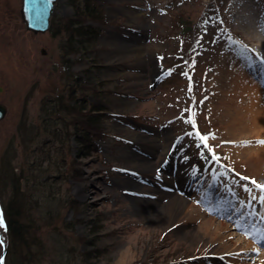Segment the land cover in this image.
Masks as SVG:
<instances>
[{
  "label": "rangeland",
  "instance_id": "1",
  "mask_svg": "<svg viewBox=\"0 0 264 264\" xmlns=\"http://www.w3.org/2000/svg\"><path fill=\"white\" fill-rule=\"evenodd\" d=\"M231 1L57 0L50 29L34 33L22 0H0V197L15 195L4 159L30 177L26 242H10L1 217L6 263L264 264L255 223L264 191L251 179L264 184V165L245 143L264 135V119L230 106L256 89L264 102V44L237 25L264 0H244L239 13ZM73 21L99 33L81 35ZM235 91L244 102L230 100ZM177 172L197 179L194 192L176 187L162 196L167 208L135 212L136 198L179 186Z\"/></svg>",
  "mask_w": 264,
  "mask_h": 264
},
{
  "label": "bare ground",
  "instance_id": "2",
  "mask_svg": "<svg viewBox=\"0 0 264 264\" xmlns=\"http://www.w3.org/2000/svg\"><path fill=\"white\" fill-rule=\"evenodd\" d=\"M247 3L244 0L243 1H241V0H232L231 1V5H232V8H233V12L234 13H239V9H237V8L241 7L242 4L247 5V6H251V4L248 5ZM252 8H253L252 10H253L254 14H251L250 12L246 11L247 15H246V18H245L244 22H238L237 25L239 26L241 23H245V24H242V27H243V29L246 27V29H245L246 34H248V38H250L252 43H254V44L255 43L256 44H264V42L262 43V41L264 39V34H261L260 33L261 29L258 28L259 25H263V27H264V10H263V6L254 5V7H252ZM235 17L237 18L236 15H235ZM253 24H255L254 29H252ZM247 54L251 55V53H249V52H247L245 55L247 56ZM255 55H256L255 52H253V56H255ZM247 57H251V56H247ZM242 78L244 79V76ZM237 93H238L237 91L231 93L233 95V96H229L231 101L235 100ZM258 94H259L258 93V89H256V91L252 92V95L250 94L251 95L250 97L248 96V99H247L245 105H237L234 102H231L230 106L231 105H236L237 108H235V110H236L235 112L238 115H240V116L244 114V117L242 119H244L245 121L252 122V121H255L257 119H264V111H262L259 108V107H261V103H263V107H264V102H262L263 98H260L258 96ZM247 95L248 94H246V93L244 95L240 94V97L236 98L235 101H238L240 99L242 102H244L245 98L247 97ZM229 109H231V108H229ZM230 113H232V112H230ZM261 115H263V116H261ZM253 128H255V127H253ZM261 129H264V124L261 127ZM257 134H258V136H256L255 138L249 137L246 140H248V143L250 145L249 147H252V148H249L250 151L254 150V151H256L258 153V155H261L262 161H261L260 164L264 165V143H260L259 142V141L264 140V135L262 133H257ZM261 134H262L263 137L261 136ZM254 141L257 142V143L255 144ZM174 142L175 141H173V140L170 142L171 147L178 146L179 143L178 142L174 143ZM169 150H171V148H169ZM124 155L129 156L128 152L126 153L125 149H124L123 157H124ZM129 161H131V159ZM139 162H141V164H147L144 161H139ZM176 175H178V178H181V183H180L179 186L174 185L173 181H172L173 179H172L170 181L172 184L170 182H168L169 186L167 188H169V189H171L173 191L170 192V190H167V192L165 191L163 194H160L157 198H155L156 195H157V193H156L157 191L156 190H158L159 193L161 192L160 189H156V190H151L152 192H149L150 194L148 195L149 197H147V198L146 197H144V198H136V200H134V203H136V206L134 207L135 212L143 213V209L146 206H148L152 210L156 206L154 208V210L156 209L155 211H158V212L160 210L162 211L163 208H167L166 204H164V199H163V202H161L162 196L169 197L168 201H170V197L175 195V188L176 187H178V188L180 187V189H182L183 192L186 191V192H184L186 195L195 191L196 186H194L191 183H187L186 184L185 179H186L187 176H185L184 172H177ZM235 197L237 198V200L241 199L240 196L235 195ZM172 201H173V199H172ZM172 203H175V204L172 205ZM177 203H179V200L178 201L174 200V202H170L168 204V206L170 208L171 207L174 208V210H175V208L177 206ZM255 218H256L255 223H257L258 229L264 230V219H262V218H264V212H259L257 215H255ZM258 233H259V231H258ZM1 239H2V237H1ZM258 242L264 244L260 240H258ZM258 242L256 241V244H258ZM261 254H262L261 256L263 257L264 256V252H262Z\"/></svg>",
  "mask_w": 264,
  "mask_h": 264
},
{
  "label": "trees",
  "instance_id": "3",
  "mask_svg": "<svg viewBox=\"0 0 264 264\" xmlns=\"http://www.w3.org/2000/svg\"><path fill=\"white\" fill-rule=\"evenodd\" d=\"M87 2V1H86ZM95 9L94 5H91L90 3L87 2V6H86V11H88V13H86V15H89V11ZM100 14V13H99ZM100 19V17L98 18ZM72 24H78V27L76 30L77 33L81 34V35H92L93 38L96 37V34L98 32V29L93 28L92 25L90 24H81L80 21H73ZM77 26V25H76ZM99 33V32H98ZM92 38V39H93ZM73 39V37L71 38V40ZM77 43V40L74 43H71L70 47L72 48L71 50L68 49V54H71L75 51V46ZM102 109V108H101ZM100 110V109H99ZM97 117L92 116L89 119H87L86 121H84V126L87 127L89 129V131L87 132L85 129V131L87 133H85V137L83 138V142H86L88 144H95V141L93 138L90 137L89 132L90 133H94V134H98L99 128H98V122H96ZM95 121H94V120ZM94 130V131H93ZM92 133V134H93ZM99 136V135H98ZM3 164L6 167L8 165L9 168V173L10 170H12V175L10 173H8V176L12 178V180H8L7 183L11 182L12 183V194L13 192L15 193V195H12V199L8 201H4L3 196L0 197L2 200V209H3V213H4V222L6 224L7 227V231L9 233V236H11L10 238V242L13 239V241H17L24 238L25 234L27 233V229H24L25 226L22 224L21 222V214L23 212L26 211V208L28 210L29 207H26V205L28 204V198H27V192L29 191V185H30V177L26 174L23 175H19L17 176V174L13 171L14 170V166H12V161H14L13 157H11L10 159H4L3 160ZM6 184V183H5ZM2 195V194H1ZM6 202V203H5ZM25 242H26V238ZM14 241V242H15ZM8 264V262H7Z\"/></svg>",
  "mask_w": 264,
  "mask_h": 264
},
{
  "label": "water",
  "instance_id": "4",
  "mask_svg": "<svg viewBox=\"0 0 264 264\" xmlns=\"http://www.w3.org/2000/svg\"><path fill=\"white\" fill-rule=\"evenodd\" d=\"M57 0H22V17L26 28L34 33L47 32L52 23V17L55 11ZM8 108L5 104L0 103V120L7 115ZM4 244V253L1 257L0 264L6 253V243Z\"/></svg>",
  "mask_w": 264,
  "mask_h": 264
},
{
  "label": "snow or ice",
  "instance_id": "5",
  "mask_svg": "<svg viewBox=\"0 0 264 264\" xmlns=\"http://www.w3.org/2000/svg\"><path fill=\"white\" fill-rule=\"evenodd\" d=\"M261 60L264 61V56L261 57ZM190 123L195 124V119L193 118V120H191ZM195 134L199 136V138L202 140V142H203L205 145H207V143H208V139H209V136H208V135L200 134L199 131H198V128H197ZM210 135H214V134H210ZM259 142H260V143H264V140L259 141ZM245 143H248V142H245ZM209 151L212 153V156H213V157H216V158L218 159V156H217V154H216L214 148H212L211 146H209ZM245 179H249V178L245 177ZM251 179H252V183L256 184V186H257L258 188H260L262 191H264V184H260V183H258L257 181H255L254 178H251ZM243 187H244V190H245V191L251 193L252 190L249 188V186H248L247 184H245ZM260 199H261V202L264 203V196L260 197ZM262 219H264V218H262ZM0 223H3L2 219H0ZM5 227H6V225H5ZM256 231L261 232L260 236H258V239H259L260 241L264 242V230L256 229ZM245 234H246V235H251V233H248V232H246ZM259 250H260V249H257V251H259Z\"/></svg>",
  "mask_w": 264,
  "mask_h": 264
},
{
  "label": "flooded vegetation",
  "instance_id": "6",
  "mask_svg": "<svg viewBox=\"0 0 264 264\" xmlns=\"http://www.w3.org/2000/svg\"><path fill=\"white\" fill-rule=\"evenodd\" d=\"M1 217L4 219V213H3V210H2V204L0 205V219H1ZM5 225H6V224H5ZM5 229L7 230V227H6ZM7 234H8V232H7ZM1 237H2V239H1ZM3 240H4L5 243H6V238H5V237L1 234V232H0V242H1L2 246H3V252H2V255H3V253H4V244H3ZM6 246H7V249H6L5 257H4V259H3V264H7V263H6V259H7V256H8V249H9L8 239H7ZM1 257H2V256H1ZM1 257H0V260H1Z\"/></svg>",
  "mask_w": 264,
  "mask_h": 264
}]
</instances>
